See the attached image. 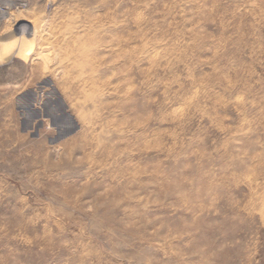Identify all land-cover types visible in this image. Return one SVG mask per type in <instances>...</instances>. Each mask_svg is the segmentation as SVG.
I'll use <instances>...</instances> for the list:
<instances>
[{
    "label": "rangeland",
    "instance_id": "1",
    "mask_svg": "<svg viewBox=\"0 0 264 264\" xmlns=\"http://www.w3.org/2000/svg\"><path fill=\"white\" fill-rule=\"evenodd\" d=\"M0 264H264V0L7 5Z\"/></svg>",
    "mask_w": 264,
    "mask_h": 264
},
{
    "label": "built area",
    "instance_id": "2",
    "mask_svg": "<svg viewBox=\"0 0 264 264\" xmlns=\"http://www.w3.org/2000/svg\"><path fill=\"white\" fill-rule=\"evenodd\" d=\"M7 5L15 9L26 6V0H0V15L4 14Z\"/></svg>",
    "mask_w": 264,
    "mask_h": 264
}]
</instances>
